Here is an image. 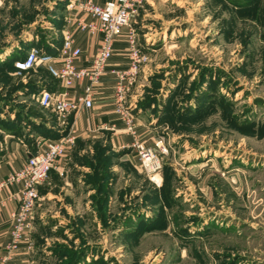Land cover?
Here are the masks:
<instances>
[{"label":"rangeland","instance_id":"374dc122","mask_svg":"<svg viewBox=\"0 0 264 264\" xmlns=\"http://www.w3.org/2000/svg\"><path fill=\"white\" fill-rule=\"evenodd\" d=\"M53 1L0 4L1 148L14 129L38 136L32 123L56 122L28 93L47 69L12 68L29 35L57 32ZM157 1L144 6L145 36L134 27L147 68L124 106L154 130L162 181L130 170L106 133L79 140L67 155L72 191L63 180L39 190L37 264H264V0Z\"/></svg>","mask_w":264,"mask_h":264},{"label":"built area","instance_id":"2783aa9c","mask_svg":"<svg viewBox=\"0 0 264 264\" xmlns=\"http://www.w3.org/2000/svg\"><path fill=\"white\" fill-rule=\"evenodd\" d=\"M146 1L104 0L95 3L93 0H69L67 8H76L83 13L74 22L75 30L99 34L100 41L93 57L84 62L81 59L82 49L75 44L72 31L68 29L64 31L62 43L55 54L33 45L23 55L14 58L12 65L16 74L25 75L44 66L64 89L57 91L48 87L40 88L32 93L38 105L58 116L76 113L82 107L91 108L94 89L102 82L106 64L114 53L115 38L126 28L129 64L126 70L117 73L118 85L114 96L117 111H126L124 95L147 59L138 46L133 25L139 8ZM75 84H80L82 90L76 99H70L66 90ZM125 121L127 122V118ZM73 143L74 137L70 133L55 139L38 136L34 151L27 156L23 166L0 180V188L18 184L16 193L19 207L11 214L14 244L25 239V235L31 230L33 209L40 196L39 188L47 181L50 171L57 167L58 161L66 156L67 148ZM133 148L140 171L159 186L162 181L159 155L145 144L136 143ZM156 176L160 177V182L155 179Z\"/></svg>","mask_w":264,"mask_h":264},{"label":"crops","instance_id":"0c3cea01","mask_svg":"<svg viewBox=\"0 0 264 264\" xmlns=\"http://www.w3.org/2000/svg\"><path fill=\"white\" fill-rule=\"evenodd\" d=\"M4 1L5 0H0V4ZM93 1L95 3H101L104 0ZM53 2L59 3V7L57 5L55 8V11H57L58 14L54 16L59 20L57 26H49L55 28L57 32L50 35V37L46 38L44 41L41 40L36 33L29 35L27 38L28 47L38 45L46 52L55 54L62 43L64 31L69 29L72 31L75 44L82 49L81 59L84 62L90 60L99 44L100 35L75 30L74 22L79 16H82L83 13L76 8H67L66 6L68 5L69 0H54ZM157 3V0H147L143 3V7H153L156 9ZM145 7L141 10L140 17H137V19L135 18L133 24L135 27V24L139 21L141 28H143V36H145V20L149 16V12L145 11ZM155 16H157L156 18H161L159 13ZM172 20L173 19L171 18L168 20L163 18V22L165 21L166 23H169ZM113 48L114 53L106 64L104 78L94 89L91 108L82 107L76 113H71L66 116H58L53 112L56 115V122L49 127L54 129L57 133H61L63 130H65V134L70 133L74 137V143L67 148L66 156L58 161L56 168L50 171L47 181L40 186L39 190H42L48 185H58L56 180H63L62 186L66 188L67 191L71 190L69 187L73 186V180L68 178L66 173L68 168L71 170L73 169L70 166H66L68 165L67 161L69 160L67 155L72 148H78L79 143L77 142L81 139H87L89 137L95 139L101 137L105 133L108 134L112 144L111 148L113 150L124 152L121 161H127L130 170L135 169L136 171H140V169L133 144L140 143L145 144L146 146L154 145L156 140L155 132L145 124V114H132L130 113L129 107H127L126 111L123 113L119 112L117 111L114 102L115 90L118 85L117 73L126 70L129 64L126 28L115 38ZM9 53L10 52H7L6 54ZM17 53L18 52L14 53L16 57L21 55ZM146 68V65H142L135 76L133 84L128 88L124 95V105L127 104V106H130V104L134 103L136 97H138L137 92L142 86V81H139L138 77L141 73H143V75L145 74ZM48 82L49 81L46 80L43 84L38 85L39 87L41 86V88L48 87L57 91L64 90L56 80ZM81 90V85L75 84L72 88L66 90V94L70 99H76ZM126 118L127 122L125 121ZM4 136L2 148L0 147V180L7 178L23 166L27 156L34 151L36 141L34 138H31L34 136L31 132L29 134H23L20 137L11 133ZM38 136L35 134L34 137L37 138ZM29 138L32 139L31 142L28 141ZM77 166L80 168V165ZM83 168V172L88 170V168ZM62 176L63 178H61ZM77 176L78 185L83 184L82 174L79 173ZM85 186L87 187V185ZM17 188L18 184L0 188V264H37L38 259L36 256V248L31 240L33 238V223L31 230L25 235L26 238L22 241L14 244L11 235V214L19 207V199L16 193ZM50 193V189L48 188L46 195H49ZM90 193H92V190L88 189L87 195ZM86 202H89V199H87ZM37 210L38 207L35 210V215L33 214V222L34 218L39 216H37ZM98 224L99 222L97 221V225Z\"/></svg>","mask_w":264,"mask_h":264},{"label":"trees","instance_id":"16d2710c","mask_svg":"<svg viewBox=\"0 0 264 264\" xmlns=\"http://www.w3.org/2000/svg\"><path fill=\"white\" fill-rule=\"evenodd\" d=\"M23 55V54H22ZM14 58H16V57H14ZM12 68H13V65H12ZM49 74V73H48ZM49 76H50V74H49ZM53 82V81H55V79H53L51 76H50V80H49V82ZM48 82V83H49ZM39 88H41V86L39 87V85L38 84H35V83H31L30 84V87L28 88V93H35V92H37L38 90H39ZM17 123V122H16ZM16 128V127H15ZM32 128H33V130L38 134V135H40V136H43V137H47V138H53V139H55V138H59L60 137V133H57L56 131H54L51 127H48V126H46V124L44 123V122H40V123H37V124H34V123H32ZM31 128V129H32ZM16 129H14V130H12V131H10L12 134H14L13 132H15L16 133ZM65 134V133H64ZM28 141L30 142V141H32V139L31 138H29L28 139Z\"/></svg>","mask_w":264,"mask_h":264},{"label":"bare ground","instance_id":"6f19581e","mask_svg":"<svg viewBox=\"0 0 264 264\" xmlns=\"http://www.w3.org/2000/svg\"><path fill=\"white\" fill-rule=\"evenodd\" d=\"M158 182H160V177L159 176H156L155 178Z\"/></svg>","mask_w":264,"mask_h":264}]
</instances>
